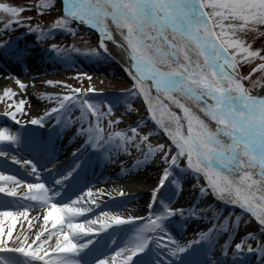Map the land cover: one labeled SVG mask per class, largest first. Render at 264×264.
I'll return each mask as SVG.
<instances>
[{"label":"snow or ice","instance_id":"6c2138e0","mask_svg":"<svg viewBox=\"0 0 264 264\" xmlns=\"http://www.w3.org/2000/svg\"><path fill=\"white\" fill-rule=\"evenodd\" d=\"M62 6V11L66 15L57 21V28L71 18L79 24L90 26L94 30L98 29L101 37L99 48L105 51L108 49L103 38L112 39L106 29L110 21L115 22L116 28L131 50L135 74H130V78L136 82L139 92L143 93L146 99H152L150 94L154 89L157 93L154 98L157 103L162 102L163 96L176 108L182 110V116L168 112L175 127H166L164 131L170 137L171 146L176 151L175 155H170V149L166 151L164 145L159 148L164 168L159 183L152 190V200L148 204L149 215L146 218L148 223L138 230L140 234L135 237L134 247L120 248L115 256L101 259L98 264H130L133 256L144 252L153 241L157 249L163 248L168 253V255L160 253L164 264H172L169 256L179 259L181 254L186 253L194 243L205 240L217 231H229L226 219L222 225L214 224L208 232L198 233L196 240L183 244L175 240L163 226V222L177 213L185 216L186 210H173L170 205L164 204V211L161 214L152 212L160 188L172 175V168L181 167L182 160H186L183 167L190 168L197 174V181L201 177L205 179L206 186L199 183L193 186L199 189L201 196L211 193L222 203L239 208L241 212L246 211L255 218L261 230H264V97L251 95L249 89L240 82L244 78L238 76L235 59L228 52V48H235L249 56L259 55L255 51H250L239 40L231 39L229 33L242 30L249 22L254 25L264 24V0H207V2L206 0H62ZM206 7H211L213 13H206ZM0 9L10 17L4 21L5 31L15 30L11 29V25L15 22L19 27H27L28 31L37 32L42 40L49 32L39 26L33 28L25 24L24 21L31 20V17L20 15L26 11L23 7L0 4ZM213 16L219 18L216 23L219 24L225 39H221V36L214 32ZM17 17L19 18L13 21L12 18ZM225 20L242 23L225 25ZM169 31L174 34L172 39H169ZM6 43L7 41H4L0 46ZM121 46L124 47V44L122 43ZM51 47L58 51H67L57 45ZM73 50L79 51L75 47ZM97 50L98 48L90 49L88 52ZM200 57H203V63ZM259 68L264 72V64H260ZM146 81L151 82L147 87H145ZM21 87L26 86L21 84ZM65 87L69 86L65 85ZM72 91L80 96L85 95L80 88ZM89 91L93 90L89 89ZM5 95L11 97L14 93L6 91ZM58 100L59 108L54 107L43 117L31 119L30 122L42 124L47 117L63 110L66 106L65 101H72L73 97L64 96ZM78 102L81 109L79 120L82 122L79 132L88 138V142H91L93 147L98 145L101 147L112 141L111 134L107 137L102 135L104 130L99 123L100 116H96V123L90 119L97 112L94 104L86 99ZM24 104L25 101L20 100L17 111H21ZM164 107L167 108V105ZM111 113L112 109L108 107L103 115L110 116ZM8 115L15 119V113ZM132 131L134 132L135 129ZM16 139L17 137L7 134V129L0 131V141ZM129 139L138 150H142L136 139ZM143 139L146 141L148 137L145 136ZM128 142L129 140H124V146H127ZM153 154L149 146L144 161ZM140 162L142 161H137ZM255 168L259 169L256 173L259 176L258 181L251 179V172ZM33 171H36L34 165ZM0 181H12L16 185L11 189L0 187V193H7L21 200L36 201L40 197L34 195L31 190L45 189L43 183H29L28 192H18L20 181L15 176H5L3 173H0ZM173 182L177 184L178 190H181L179 181ZM256 192L260 195L257 196ZM257 200L261 203H254ZM87 210L92 209L89 207ZM84 211L85 209L81 207H70L67 204L59 207L53 203L43 218L44 229H47L50 221L59 224L62 220L61 212L82 215ZM22 215L27 216L28 213L24 212ZM102 215L108 217L107 212ZM153 216L155 220L152 219ZM0 217H6L11 221L6 231L5 220L0 219V247H5V251L27 253L29 257L43 264H80V253L92 243L91 240L79 245L73 243V233L92 232V229H85L82 223H69L67 225L69 232L62 234V238L56 241L54 248L49 244V240L55 233L48 232L45 235V231L41 230L35 233V240L40 241L35 250L28 248L30 243L28 237L20 241L19 236L16 240L25 246H17L9 250L6 248V242L12 239V228L16 225L17 216L11 211H2ZM142 219L144 218L130 217L126 221L119 216L111 217L116 225L139 222ZM236 219L239 221L240 217L237 216ZM89 223L93 225L99 223L101 228L110 227L107 219L91 220ZM231 231H235V228ZM247 240L258 241L256 247L247 243ZM247 240L235 244L233 255L243 252L255 253L257 264H264V241H261L258 235H251ZM45 245L48 247L46 248ZM48 248H52L56 259H45L44 253ZM72 252L78 255L60 256L61 253ZM129 252L131 254H127ZM122 254H124L123 258L117 260ZM222 254L228 255V244L222 246ZM0 264H9V262L0 257ZM156 264H160V261ZM192 264H197L195 258ZM212 264H215V260Z\"/></svg>","mask_w":264,"mask_h":264},{"label":"rangeland","instance_id":"374dc122","mask_svg":"<svg viewBox=\"0 0 264 264\" xmlns=\"http://www.w3.org/2000/svg\"><path fill=\"white\" fill-rule=\"evenodd\" d=\"M0 4L25 8L26 11L20 15L22 17H31V20L24 21L25 24H29L33 28L39 26L45 31H49L43 40L37 32L28 31L27 27H19L15 22L11 25V29L15 30L5 31L4 21L10 17L9 14L4 13L3 10L0 9V43L7 41L6 44L0 46V58L8 53H13L11 50L15 47H19L21 50L29 49L33 52L47 51V53L55 58L62 67H67V69L61 70L58 74L54 75V77L62 81L61 84H49L44 89L38 85L32 84H29L26 87L17 86L14 81L16 79H28L27 74L20 73L16 76H12L9 83L3 86L0 85V102L4 104L9 100L17 99L20 93L26 90H30L38 96H43L42 92L44 90L59 91L63 95L50 98V100L55 102L52 105H59L58 98L72 96V101H65L66 106L61 111V114L65 116L67 109L71 111V108H74L72 116L79 119L81 116V109L78 100L86 99L89 103H93L94 107L97 109L96 115L91 116L90 119L93 123H96V116H100L99 123L104 130L102 135L107 137L111 134L112 136L110 144H115L120 150H123V154L129 155L131 153H137V157L140 158L139 161L142 162L136 163L134 167L139 166V168L145 170V163L159 162V167L158 165L156 166L157 175L155 174L154 183L159 182L163 171L162 169L164 168V164L160 159L162 154L159 151L160 146L164 145L166 151L170 149V155H175L176 151L175 148L171 146L170 137L164 131L166 127H175V125L172 124L168 112H174L178 116H182V113L180 114L179 112L172 111L168 104L162 100L161 103H157L154 99L157 93L154 94L153 91H151L150 94L152 99H146L143 93L137 90V87L134 91H130L136 85L130 78L132 72L129 68L111 59V49L109 45L105 43L108 51L99 48L100 40L95 33L85 30L83 27L79 30L80 27L77 24H74V21L70 20V18L68 22L57 28V21L61 20L62 17L66 15L62 11L60 0H0ZM206 9L208 10L207 13H213L211 7H206L205 10ZM18 18L19 17L12 19L15 21V19ZM218 19L219 18L213 16L212 22L214 30L217 35L221 36V39H225L226 37L221 34L219 24L216 23ZM229 23L242 22L224 21L225 25H228ZM169 35L173 37L174 34L169 31ZM229 36L233 40H239L250 51L259 53V55L253 57L239 49L228 48L230 55L234 57L237 63L240 77H243L244 79L242 80L246 82L249 87L254 89L258 84V81L264 75V72L260 71L259 68L260 64H264V59H261V57H264V24L254 25L249 22L242 30L236 31L235 33H229ZM149 43L151 42L149 41ZM53 45L59 46L60 49H67V51H58L51 47ZM73 47L79 49V51L73 50ZM97 48V51L88 52L90 49ZM7 64L8 63H3L4 66ZM94 65H100L104 71L101 73L93 71L95 70V68H92ZM27 67L25 69H27ZM89 77H91V79H89ZM65 85L69 87H65ZM10 87L14 90V95L8 97L5 95L4 91ZM76 88H80L85 95L80 96L72 91ZM89 89L93 91H89ZM147 103L151 105L153 111L150 110L153 112L154 117L151 114H148L149 109ZM165 105H167V108L164 107ZM108 107H111L112 113L110 116H104L103 114L107 112ZM9 111L10 108L5 110L6 113ZM109 121H112V123H109ZM81 126L82 122L80 121L79 128H81ZM133 129H135L134 132L132 131ZM117 133H120L121 135L117 136ZM145 136L148 137L146 141L143 139ZM129 138L136 139L141 145L142 150H138ZM126 139L129 140V142L127 146H124V140ZM149 146H151L154 154L148 157L147 161H144L148 154ZM184 163L182 160L181 165ZM183 166L184 165H182V167ZM176 168L177 166L172 168V175H170L169 178H171L173 174L178 173V169ZM129 175L132 174L129 173ZM230 178L237 179L234 177ZM251 179H258L253 172H251ZM192 181L194 185L196 183H199L200 185L206 183L203 177H201L199 181L192 178L191 182ZM249 183H251V181H249ZM198 190V188H195L194 192H197ZM255 194L257 196L260 195L259 192H256ZM150 199L151 197L147 198L144 201V204ZM142 200L143 199H140V202ZM254 203L259 204L261 202L257 200L254 201ZM244 219L243 232L254 230V235H258L259 239L263 241L264 230H261L255 218L247 215ZM144 224L145 222H141L139 226L143 227ZM239 240L245 241L247 239L241 236L239 237ZM257 242L258 241L256 240H247V243H251L253 247L256 246Z\"/></svg>","mask_w":264,"mask_h":264},{"label":"bare ground","instance_id":"6f19581e","mask_svg":"<svg viewBox=\"0 0 264 264\" xmlns=\"http://www.w3.org/2000/svg\"><path fill=\"white\" fill-rule=\"evenodd\" d=\"M98 30V29H97ZM109 34L112 36V39L109 40L107 37H104V41L110 46L113 54L115 57L120 61V63L125 67H131L133 68L134 72L135 69L132 67V64H134V61L132 60V53L130 48L127 47L126 41H124V38L120 35V31L116 28L115 22H109V26L106 29ZM100 36V35H99ZM101 39V37H100ZM124 44V47L121 46V44ZM30 52H27L26 54V61L29 63L35 72L33 74L29 75L28 79L25 78L15 80L16 85L21 86V84L27 86L28 84L38 85L41 88H46L49 85V81H53L54 83H51V85H56L60 82L59 80L55 78H49L48 76H51L50 74H56L59 73L61 70L67 69V67H62L59 62L53 59H46L39 61L37 57L32 56L29 54ZM7 61L6 58L1 57L0 58V85H3L7 83L8 78L5 76L6 74L10 72H5L3 67H1V64L3 65V62ZM92 68H95V72H103L104 69L100 65L92 66ZM11 75L13 73H10ZM43 76V77H42ZM241 82V81H240ZM10 91H13V89H10ZM155 91V90H154ZM254 94H258V97H264V75L261 77V79L258 81V84L256 85V88L252 90ZM43 96H38L37 94L26 90L24 92H21L19 97L16 100H9L7 102V105L11 106V111L9 113H15V119L13 120L11 116H4L0 117V120H5V125L3 127H0V131L7 129V134L11 135L13 137H17L15 142L19 144V146L22 149H27V151L31 152L36 159H39L37 157H41L42 155H47L49 152H54L53 147H50L43 143H40L39 149L35 150H29L27 148V145L24 144L23 140L20 137V134L18 132L14 133L12 128H19V127H28L31 126V119H34L36 115L43 114L45 109H47L51 104L52 101L50 100V97L54 95L52 91L44 90ZM257 96V95H255ZM24 100L25 104L21 111H17V107H19V101ZM169 104L172 106L173 110H176L180 113L182 111L178 108H176L174 105L168 101ZM183 102V101H182ZM195 111V109H193ZM203 118V117H202ZM2 125V124H1ZM0 125V126H1ZM12 132V133H10ZM14 158L19 159L21 161H26V166H29L28 160H25L21 156L19 157V154L12 155ZM159 167V162H150L145 163L146 169L143 170L139 168V166H135L132 168V172L124 173V169L121 168L120 165H110V167H113L106 171V169H100L95 174L91 175V182L96 189V195L97 198L96 201L98 203L93 204L88 197L83 195L81 190L78 193H69L65 192L62 197H57L56 194L60 193L63 190V186L66 183H55L51 180V178L45 177L43 182H45V189H33L31 190L34 195H37L41 197V201L38 202H15L13 200L9 201V196L5 194H0V212L2 211H11L17 216L16 225L14 228H12V239L7 240L6 246L7 249L11 250L19 247H24L25 245L21 242H18L16 240V237H20V241H23L25 237H28L30 243L28 244V248L30 250H35L37 244L40 241L35 240V233L40 232L41 230L45 231V235L48 234V232H54L55 235L51 237L49 240V244L52 245V248L55 247V243L58 239L62 238L63 233H68L69 229L67 225L69 223H82L87 222V227L85 226V229H92V232H81V233H73V243L79 245L82 243H87L89 240H92L93 238H96L95 243L88 244V247L85 248L80 253V264H92L90 262V259L86 258L85 255L88 252L89 249H91L94 245L99 244V240H108L109 238H112L115 235H119L121 227L126 228V233H124L117 241L116 248H118L116 251H119L120 248H132L134 247V240L135 237L140 234L138 232L140 227L139 225L144 220H140L139 222H130L123 225H116L112 222L111 217L112 216H119L126 221L129 220L130 217H140L143 215L148 214V204L150 201H148L146 204H144V201L147 198H150L152 196V190L153 188L159 183H154L155 174L157 175L156 166ZM144 166V167H145ZM96 168V167H95ZM0 170L7 171L13 176L16 177L17 180L20 181V183L23 182H29V183H42V181H38L34 179L29 173H27L23 169H19L15 166H9L5 164L3 161L0 160ZM54 170L61 172H70L72 173L74 170V162L70 161H64L62 164H57L54 168ZM163 170V169H162ZM131 176V177H130ZM161 177V176H160ZM70 179L76 180V175H71ZM0 186L6 187H14L16 186L14 182L12 181H0ZM191 188V187H190ZM189 188V182L187 183V190ZM27 191L28 188H26ZM161 188L159 190L158 195L161 194ZM24 191V188L21 186V184L18 186V192ZM188 195V191L183 194V199ZM116 196V197H115ZM117 198L115 201L107 202L110 198ZM140 199H143L140 202ZM53 203H56L59 207H63L64 204L69 205L70 207H81L84 208L85 211L82 215H76L72 213L67 212H61L62 220L59 224H53V222H49L47 229H44V216L47 215V212L51 209V205ZM28 206V207H26ZM91 208V211H88V208ZM105 211L109 212L108 217H100L99 211L104 209ZM22 210H26L24 212H27L28 215L24 216L22 213H24ZM87 211V212H86ZM153 211V210H152ZM209 216H212V213L205 214L202 217L199 218L198 221H195L191 224L190 229H197V227L204 225L205 222L209 223L208 220H211L212 218H209ZM0 219L5 220V229L7 231L8 227L11 225V221L6 217H0ZM7 219V220H6ZM107 219L108 224L110 227L108 228H101L100 224L97 223L95 225L90 224L89 221L91 220H105ZM194 220V219H193ZM108 229L107 232L104 233L101 239L98 240V233ZM96 232V233H95ZM195 232V237L197 236ZM176 237V235L174 236ZM180 238L179 242L186 244L189 241H191L190 238ZM35 241V242H33ZM47 248L48 246L45 245ZM52 248H48V251L44 253L45 259H56L57 257L53 254ZM127 254H131L130 252ZM78 253L72 252V253H61V257H72L76 256ZM99 256L98 259L93 264H98V261L105 258H111V252H100L97 254ZM103 255V256H102ZM0 256L3 258V260L8 261L9 264H19V258H26L28 257L27 253H18L14 251H5V249L0 247ZM124 254H122L121 257H118L117 260L122 259ZM207 264H212V261L210 260V257H207L206 260ZM43 263V262H42ZM34 264H40V261ZM199 264V263H198Z\"/></svg>","mask_w":264,"mask_h":264}]
</instances>
